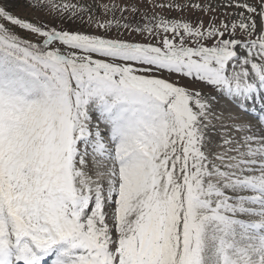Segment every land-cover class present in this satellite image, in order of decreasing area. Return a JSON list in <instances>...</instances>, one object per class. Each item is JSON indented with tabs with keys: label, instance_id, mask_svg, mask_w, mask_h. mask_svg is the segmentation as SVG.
<instances>
[{
	"label": "snow or ice",
	"instance_id": "6c2138e0",
	"mask_svg": "<svg viewBox=\"0 0 264 264\" xmlns=\"http://www.w3.org/2000/svg\"><path fill=\"white\" fill-rule=\"evenodd\" d=\"M29 6L52 25L0 6V264H264V0Z\"/></svg>",
	"mask_w": 264,
	"mask_h": 264
},
{
	"label": "rangeland",
	"instance_id": "374dc122",
	"mask_svg": "<svg viewBox=\"0 0 264 264\" xmlns=\"http://www.w3.org/2000/svg\"><path fill=\"white\" fill-rule=\"evenodd\" d=\"M105 2L111 3L113 2V0H105ZM116 2L129 3V2H137V0H116ZM212 2L214 4H220L222 3V0H212ZM29 3H30V0H0V6L5 7L13 16L18 17L25 21H30V22L37 23V24L43 23V24L51 26L53 23L52 18L46 12L34 10L32 7L29 6ZM146 9H147V5L141 4V13H143ZM224 11L225 9L220 8L215 13V15L222 18ZM228 11H234V10H228ZM149 12L151 14L150 9H149ZM157 12L158 14L164 15L166 17H177L178 18V15H179L176 12H169V11L160 12L159 10H157ZM184 17L190 20H196L197 18H200V19H203L204 21H207L209 19L208 15H205L199 12H193V11L185 12ZM133 19L138 21L141 19V15H137L133 17ZM0 23H4V21L0 20ZM56 24L58 27H68L69 26L66 22L61 23L59 21H56ZM6 26L10 28L12 27L11 25H6ZM13 30L21 36L25 35V33L22 32L19 28H15ZM124 35L126 38H129V39H138V37L135 34H132L131 36H129V34L125 33ZM195 87H200V85L197 84L195 85ZM205 91H210V90L205 89ZM211 95H214L217 97L218 110H224L225 113H227L230 107L228 106L229 104L227 105V103L225 102V97L220 96L218 93L214 91L211 92ZM230 106L233 108L232 105Z\"/></svg>",
	"mask_w": 264,
	"mask_h": 264
},
{
	"label": "bare ground",
	"instance_id": "6f19581e",
	"mask_svg": "<svg viewBox=\"0 0 264 264\" xmlns=\"http://www.w3.org/2000/svg\"><path fill=\"white\" fill-rule=\"evenodd\" d=\"M225 102L227 103V105L230 107V109H228V111L229 110H231V111H235V106H234V104H232V102L231 101H229L226 97H225ZM230 105H232L233 106V108L230 106ZM259 104L257 103L256 105H255V107L257 108V107H259L258 106ZM225 114H227V113H225Z\"/></svg>",
	"mask_w": 264,
	"mask_h": 264
}]
</instances>
